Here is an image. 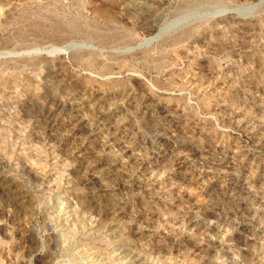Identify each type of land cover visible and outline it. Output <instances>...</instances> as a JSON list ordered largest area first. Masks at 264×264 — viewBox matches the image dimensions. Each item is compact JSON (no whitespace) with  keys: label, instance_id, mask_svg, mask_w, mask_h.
Instances as JSON below:
<instances>
[{"label":"rangeland","instance_id":"obj_1","mask_svg":"<svg viewBox=\"0 0 264 264\" xmlns=\"http://www.w3.org/2000/svg\"><path fill=\"white\" fill-rule=\"evenodd\" d=\"M0 264H264V0H0Z\"/></svg>","mask_w":264,"mask_h":264}]
</instances>
